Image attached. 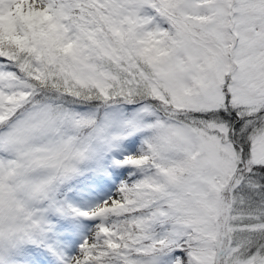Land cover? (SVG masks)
<instances>
[{"label":"snow or ice","instance_id":"obj_1","mask_svg":"<svg viewBox=\"0 0 264 264\" xmlns=\"http://www.w3.org/2000/svg\"><path fill=\"white\" fill-rule=\"evenodd\" d=\"M0 264H264V0H0Z\"/></svg>","mask_w":264,"mask_h":264}]
</instances>
